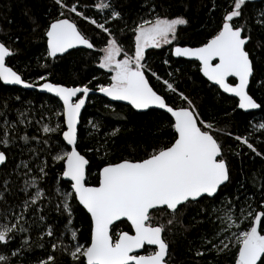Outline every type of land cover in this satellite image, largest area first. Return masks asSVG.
Returning a JSON list of instances; mask_svg holds the SVG:
<instances>
[{
	"label": "snow or ice",
	"instance_id": "obj_1",
	"mask_svg": "<svg viewBox=\"0 0 264 264\" xmlns=\"http://www.w3.org/2000/svg\"><path fill=\"white\" fill-rule=\"evenodd\" d=\"M248 2L231 0L230 10L224 11L221 23L209 38L199 46H181L179 29L186 27L188 20L157 12L154 0H144L141 7L147 11L131 26L111 0H98L94 5L104 13L102 20L79 11L78 2L53 0L58 15L44 33L47 56L71 55L70 50L78 48L91 50L98 54L97 67L108 74V82L96 84L95 90L112 101L126 102L137 111L159 109L167 114L170 140L154 145L151 150L145 149L140 158L122 156L111 160L106 148V162L98 170L95 185L86 182L90 161L78 150L82 109L86 98L94 91L89 87L91 81L66 86L41 75L39 80L43 83L28 82L7 66L6 58L15 53L0 42V82L51 94L48 104L42 105L48 113V122H41L45 112H41V121H36L40 125L37 131L43 136L27 134L34 119H29L31 108L17 109L16 122L6 118L9 108L6 102L0 110V117H5L0 123V147L18 146L17 141L26 146L32 141L45 145V159L36 164V174L27 161L21 160L15 166L18 176L27 177L19 189L22 196L12 190L13 181L4 179L0 185V205H4L0 207V248L10 251V255L0 252V264H13V261L16 264H56L54 253L57 251L68 255L73 264H171L167 235L173 233L180 223L178 218L190 208H200L199 214L206 217L196 221L197 224L210 222L212 227L210 233L201 235L202 244L194 253L196 257L204 256L207 251L217 256L230 255L232 264H264V202L255 200L258 194L264 201V182L253 174L251 183L256 189L253 195L240 191L245 187L243 183L234 196L222 195L231 183V169L223 141L218 139L220 135L230 136L238 142L239 150H233L235 155L239 156L246 147L264 160V152L251 140L257 132L264 134V122L252 125L253 131L245 136L225 132L214 120H205L193 100L174 83L163 80L166 90L181 101L179 105H170L165 96L154 90L148 74L158 81L162 78L146 61L149 49L171 46V56L198 62V72L209 86L238 98L236 108L245 112L264 108L250 94V85L259 84L264 91V75H256V50H264V43L257 40L249 49L252 29L247 21L241 22ZM159 7L164 9L163 0ZM66 11L99 30L96 37L100 47L65 15ZM112 21H124V26L119 28L121 34L132 33L130 49H125L108 26ZM255 23L264 27V11ZM259 59L264 63V57ZM15 100L21 101V96H15ZM18 125L24 126L23 134ZM92 128L95 132L100 130L98 124H92ZM119 132L120 129L115 128L106 136L115 138ZM107 143L106 138L104 144ZM27 150L37 151L31 147ZM88 151L99 152V149L89 148ZM7 159L6 152L0 150V166L6 167ZM57 165L58 175L46 190L41 185L48 176V169ZM21 168L23 173L18 171ZM6 194L15 197L17 202L9 204ZM205 201L212 205L210 211L201 207ZM74 205L85 212L88 220L89 238L83 243L73 223ZM52 213L64 220L59 234L47 223ZM190 227H185L184 231H189ZM33 234L37 236L35 242ZM46 238H51L48 245L53 254L33 259L29 253L36 248L44 249Z\"/></svg>",
	"mask_w": 264,
	"mask_h": 264
},
{
	"label": "trees",
	"instance_id": "obj_2",
	"mask_svg": "<svg viewBox=\"0 0 264 264\" xmlns=\"http://www.w3.org/2000/svg\"><path fill=\"white\" fill-rule=\"evenodd\" d=\"M71 3H79V11H83L89 17L102 20L104 13L98 11L94 5L98 0H68ZM113 6L119 10L124 21L129 26L132 22L143 15L147 9L141 5L144 0H111ZM157 5V12L161 14L167 13L170 18L183 16L188 20L186 27L181 26L179 29V41L181 46H199L211 34L215 32L217 26L221 23L225 10H230L231 0H163L164 9L159 5L161 0H154ZM84 5L88 7L85 8ZM215 8V11L212 9ZM264 11V1L258 3H247L243 9V21H247L251 27L252 41L249 49L260 40L264 43V27L255 23L260 19V13ZM58 8L54 5L53 0H0V42H4L13 51L14 55L8 57L7 65L12 67L18 74L22 75L28 82H39V77L44 75L47 79L54 83L66 86H75L88 83L89 87H93L98 83H107L108 74L97 67L98 54L87 50H73L70 54L63 57L50 59L47 56L45 30L48 24L57 17ZM68 18L74 20L81 30L91 37L97 47H100L96 33L99 32L93 25L87 21L76 17L74 13L65 12ZM124 21H112L108 26L116 34L117 39L122 41L125 49H130L132 33L127 31L126 35L119 32V28L124 26ZM171 46L161 49H149L146 52V61L150 69L155 71L162 80L158 81L149 73L150 82L158 92L167 98V102L179 105L178 97L166 90L163 80L174 83L179 91L188 95L196 104L199 112L205 120H214L215 125L225 132L245 136L253 131L252 125L258 122H264V108L256 112L244 113L236 108L237 101L223 95L216 87L209 84L202 78L198 72L197 63L184 61L181 59H173L170 54ZM264 57V50H256V75L260 77L264 75V63L260 62ZM167 60L168 64L164 61ZM168 73H172L169 76ZM96 77L97 79H93ZM94 91L95 90L94 88ZM250 94L258 103L264 105V91L260 90L259 84L250 85ZM20 95L21 101L15 100V96ZM51 96L40 94L36 91H27L16 87L3 86L0 83V110H3V104L6 102L9 106L6 112V118L11 122L17 120V109H32L29 119H33L32 126L27 128L29 136H43L42 132H38L40 127L36 121H41V112H45L41 122H48V113L42 105H47ZM55 99V98H52ZM29 101L31 104H29ZM166 114L156 110H149L144 113H136L131 108L121 105L109 103L106 99L99 96L89 97L85 109L82 112L80 129V140L78 142V150L89 159L90 164L87 169V183L95 185L97 182V173L99 168L106 162L104 153L107 148L108 158L116 160L119 157L140 158L144 155L145 149L151 150L154 145H160L170 140V129L167 128ZM5 117H0V123ZM91 121L92 123H88ZM92 124L99 125V132H95ZM20 134L25 129L23 125H18ZM115 128H119L120 132L115 138L106 136ZM89 133H92L89 135ZM57 139L59 137H56ZM107 138L108 143L104 144ZM115 143H112V140ZM218 139L223 141L225 155L231 169V183L224 190L222 195L232 197L235 195L237 188L243 183L245 187L240 191L253 195L256 189L252 187L251 178L255 174L257 180L264 182V160L251 154L244 147L239 156L235 155L234 149L239 150L238 142L227 135H220ZM256 147L264 152V134L257 132L251 137ZM18 146L3 149L7 154V164L0 168V185L4 179L13 181L11 188L18 195L23 194L19 189L23 186L24 179L27 177L18 176L15 166L20 164L21 160L29 162L30 167L35 173L36 164L45 159V145L37 144L32 141L29 145H24L22 141H17ZM36 148L35 153L29 152L27 149ZM89 148L99 149L97 151H88ZM244 153H248L245 155ZM34 157H37L34 159ZM58 168L48 169V176L42 183V187L46 190L52 185L54 178L58 175ZM23 173L24 169L18 170ZM2 190V189H0ZM9 204H15V197L6 194ZM244 197L241 196V199ZM257 202L261 201V197L255 196ZM4 207V205H0ZM203 208L211 210L210 202L205 201ZM75 208L74 227L78 230V238L81 243L89 238V225L85 212L81 208ZM18 211V209H17ZM200 213V208H190L181 217L180 223L175 226L173 233L167 235V239L171 245V264H232L230 255L217 256L215 252H207L202 257H196L195 251L201 247L202 241L200 237L204 233L212 231L211 223L205 222L197 224L196 221L206 219ZM39 215V214H38ZM195 218V219H194ZM51 224L54 231L59 234L64 225L63 218H58L52 213V218L47 221ZM183 225V227L181 226ZM195 225V227H190ZM190 227L185 232L184 228ZM123 229V226H121ZM126 230V229H123ZM33 241L37 240V236L33 234ZM46 238L44 249L36 248L29 255L35 258H44L51 253ZM0 252L10 255V251L6 248H0ZM56 256V264H73L68 255L61 254L59 251L54 253ZM13 264H16L13 261Z\"/></svg>",
	"mask_w": 264,
	"mask_h": 264
},
{
	"label": "water",
	"instance_id": "obj_3",
	"mask_svg": "<svg viewBox=\"0 0 264 264\" xmlns=\"http://www.w3.org/2000/svg\"><path fill=\"white\" fill-rule=\"evenodd\" d=\"M261 1H264V0H249L248 3H258V2H261ZM45 39H46V36H45ZM46 49H47V42H46ZM78 49H82V48H78ZM78 49H72V50H70V52L73 51V50H78ZM82 50H87V49H82ZM87 51H91V50H87ZM66 54H68V53L63 54L62 56H61V55H58L57 58L63 57V56H65ZM49 58H50V57H49ZM172 58H173V59H181V60H184V61L195 62V61H191V60H188V59H186V58H183V57L177 58V57H173V56H172ZM7 59H8V58H6V63H7ZM50 59H55V58H50ZM195 63L198 64V62H195ZM7 66H8V65H7ZM200 75L202 76V74H200ZM202 78H203V77H202ZM203 79H205V78H203ZM205 81H206V79H205ZM0 83L2 84V82H0ZM207 83H208V82H207ZM2 85H3V84H2ZM3 86H5V85H3ZM7 87H16V88L23 89V88H21L20 86H7ZM213 87H215V86H213ZM23 90H27V91H36V92H38V93H40V94H44V95L51 96V94H48V93H45V92H40L38 89H23ZM221 93H222V92H221ZM222 94L225 95V96H227V97H229V98L235 99V100L237 101V103H238V98L228 96V94H225V93H222ZM91 96H99V97H102V98L106 99L109 103L121 104V105H124V106H127V107L131 108V106L128 105L126 102H123V101H112V100H110L109 98L104 97L103 94L100 93L98 90H97V91H93V92H91V93L89 94V97H91ZM89 97L86 98V104H87V101H88ZM86 104H85V106H86ZM84 109H85V108H84ZM84 109H82V112H83ZM131 109H132V108H131ZM237 109H238V108H237ZM132 110H133L134 112H136V113H144V112H147V111H149V110H156V111L163 112V110H159V109H149V110H146V111H137V110H135V109H132ZM238 110H239V111H242V112H244V113H249V112H256V111H258L259 109H257V110H249L248 112H245L244 110H241V109H238ZM166 115H167V114H166ZM78 127H79V126H78ZM0 168H1V166H0Z\"/></svg>",
	"mask_w": 264,
	"mask_h": 264
},
{
	"label": "rangeland",
	"instance_id": "obj_4",
	"mask_svg": "<svg viewBox=\"0 0 264 264\" xmlns=\"http://www.w3.org/2000/svg\"><path fill=\"white\" fill-rule=\"evenodd\" d=\"M165 47H167V46H165ZM164 48V47H163Z\"/></svg>",
	"mask_w": 264,
	"mask_h": 264
}]
</instances>
